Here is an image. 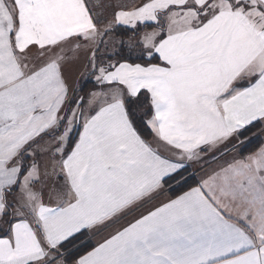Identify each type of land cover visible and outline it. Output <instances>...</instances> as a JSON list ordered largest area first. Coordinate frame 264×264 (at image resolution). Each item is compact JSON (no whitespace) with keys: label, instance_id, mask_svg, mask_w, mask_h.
<instances>
[{"label":"snow or ice","instance_id":"snow-or-ice-1","mask_svg":"<svg viewBox=\"0 0 264 264\" xmlns=\"http://www.w3.org/2000/svg\"><path fill=\"white\" fill-rule=\"evenodd\" d=\"M0 264H264V0H0Z\"/></svg>","mask_w":264,"mask_h":264},{"label":"crops","instance_id":"crops-1","mask_svg":"<svg viewBox=\"0 0 264 264\" xmlns=\"http://www.w3.org/2000/svg\"><path fill=\"white\" fill-rule=\"evenodd\" d=\"M130 218V217H129Z\"/></svg>","mask_w":264,"mask_h":264}]
</instances>
